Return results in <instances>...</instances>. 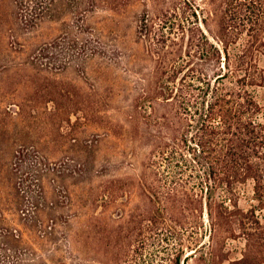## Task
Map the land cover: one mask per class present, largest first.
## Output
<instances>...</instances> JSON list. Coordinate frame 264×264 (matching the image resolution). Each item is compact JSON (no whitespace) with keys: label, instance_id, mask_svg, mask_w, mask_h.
I'll return each mask as SVG.
<instances>
[{"label":"rangeland","instance_id":"rangeland-1","mask_svg":"<svg viewBox=\"0 0 264 264\" xmlns=\"http://www.w3.org/2000/svg\"><path fill=\"white\" fill-rule=\"evenodd\" d=\"M15 3L0 0V264H177L178 254L181 264H236L245 236L225 225L211 238L200 203H169L173 183L148 159L151 127L134 120L158 58L138 42L140 16L182 10V0H57L27 23ZM256 95L264 123V87ZM253 186L239 187L246 210ZM17 247L29 255L6 254Z\"/></svg>","mask_w":264,"mask_h":264},{"label":"trees","instance_id":"trees-1","mask_svg":"<svg viewBox=\"0 0 264 264\" xmlns=\"http://www.w3.org/2000/svg\"><path fill=\"white\" fill-rule=\"evenodd\" d=\"M56 1L36 0L24 15L27 0H16L17 22H33ZM182 5L140 16L138 42L158 58L149 87L138 89L134 120L151 127L148 159L160 181L173 183L169 203L182 209L200 203L211 219V238L225 225L232 236H245L246 251L236 264H264V220L258 215L264 211V123L257 120L262 106L256 95L264 87V0H204V5L182 0ZM28 155L23 150L25 161ZM163 165L168 174L159 169ZM190 178L196 185H188ZM248 181L254 183L255 203L246 210L239 187ZM220 189L223 200L216 198ZM151 190L150 199L158 200L159 189ZM9 252L29 255L18 247Z\"/></svg>","mask_w":264,"mask_h":264}]
</instances>
